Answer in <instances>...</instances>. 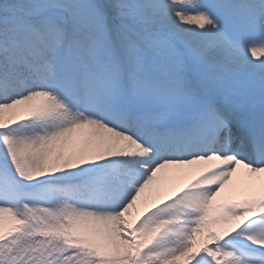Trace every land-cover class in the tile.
<instances>
[{"label": "snow or ice", "instance_id": "snow-or-ice-1", "mask_svg": "<svg viewBox=\"0 0 264 264\" xmlns=\"http://www.w3.org/2000/svg\"><path fill=\"white\" fill-rule=\"evenodd\" d=\"M0 264H264V0H0Z\"/></svg>", "mask_w": 264, "mask_h": 264}, {"label": "bare ground", "instance_id": "bare-ground-1", "mask_svg": "<svg viewBox=\"0 0 264 264\" xmlns=\"http://www.w3.org/2000/svg\"><path fill=\"white\" fill-rule=\"evenodd\" d=\"M194 167H197V166H194ZM159 182L162 187H169L172 183V177L167 173L160 174ZM177 182H180V178H177Z\"/></svg>", "mask_w": 264, "mask_h": 264}]
</instances>
